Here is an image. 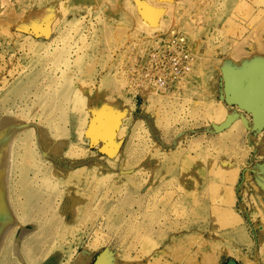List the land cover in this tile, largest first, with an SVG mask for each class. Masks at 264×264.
Instances as JSON below:
<instances>
[{
	"label": "rangeland",
	"instance_id": "rangeland-1",
	"mask_svg": "<svg viewBox=\"0 0 264 264\" xmlns=\"http://www.w3.org/2000/svg\"><path fill=\"white\" fill-rule=\"evenodd\" d=\"M175 33L192 71L137 93V51ZM261 91L264 0H0V134L23 150L8 170L49 183L40 210L14 208L44 229L38 264L95 244L99 264H264Z\"/></svg>",
	"mask_w": 264,
	"mask_h": 264
},
{
	"label": "bare ground",
	"instance_id": "bare-ground-1",
	"mask_svg": "<svg viewBox=\"0 0 264 264\" xmlns=\"http://www.w3.org/2000/svg\"><path fill=\"white\" fill-rule=\"evenodd\" d=\"M143 15L147 19L146 23L155 22V15L151 11H149V9L144 11ZM255 100H258L260 104H263L264 91L259 92ZM40 130H41L40 134L42 132H46V129L44 130L40 129ZM3 134L6 136L4 131L2 135ZM2 135L0 134V152H4L1 150H4L2 148L3 142H5V139H7L6 140L7 146H5V149L7 148L6 150L7 156L2 157V155L0 154V166L4 165L8 167L6 168L3 175L0 176V259H2L1 257H4V253L5 256L8 253H10L11 256L12 255L15 256L17 264H38L37 260H39L40 258L45 260L47 257V260L49 259L47 248L44 245L40 244L41 240L39 239L40 233H42L44 229H41L38 232V225L36 222H31L28 225L25 224L24 223L25 220H23V218L18 217L14 208L19 205L20 208L19 209L16 208V209L20 210L21 212V211H26L28 206L32 205L33 208L31 213L40 210L41 203H39L40 202L39 198L40 196L44 195L46 185H48L49 183H44L41 185L38 182L39 180L38 173H36L35 175L37 180L33 182L31 181L27 185L23 183L22 178L14 179L12 177L11 172L8 169L9 167H13V161L19 154H22L23 150L15 151L13 147L9 146V144L12 145V140L10 139L11 141V142L9 141L10 143H8V140L13 136V134L12 136L11 134L8 136V132H7L6 137ZM28 142H24L22 147L28 149L29 148ZM58 143L60 144L61 142L58 141ZM48 158H52L51 154L45 152V160ZM45 174H47V171L43 173L44 176ZM56 184L58 185V187L56 190L57 196L55 195L56 198H54L56 203L55 205L56 206L59 205L57 208H59V210L64 211L66 209V196L69 195L68 184H66V182L63 183L61 186H59V183ZM22 195H24L26 198L22 197ZM50 199L52 200V198ZM98 245L95 244L91 248L84 249L78 255V257L73 261V264H99L100 261L104 258L105 256L104 254L113 255L110 248L108 247L107 251H104L103 253L99 254L97 259H94V256L98 251L97 249ZM69 257L70 258H68V260L69 261L72 260L74 257L73 253H71ZM110 263L113 264L111 260Z\"/></svg>",
	"mask_w": 264,
	"mask_h": 264
},
{
	"label": "built area",
	"instance_id": "built-area-1",
	"mask_svg": "<svg viewBox=\"0 0 264 264\" xmlns=\"http://www.w3.org/2000/svg\"><path fill=\"white\" fill-rule=\"evenodd\" d=\"M194 63L195 56L185 38L175 33L137 51L129 68L130 83L137 93L146 87L163 89L190 73Z\"/></svg>",
	"mask_w": 264,
	"mask_h": 264
},
{
	"label": "water",
	"instance_id": "water-1",
	"mask_svg": "<svg viewBox=\"0 0 264 264\" xmlns=\"http://www.w3.org/2000/svg\"><path fill=\"white\" fill-rule=\"evenodd\" d=\"M230 263H231V264H234V263H235V261H233V260H232Z\"/></svg>",
	"mask_w": 264,
	"mask_h": 264
}]
</instances>
